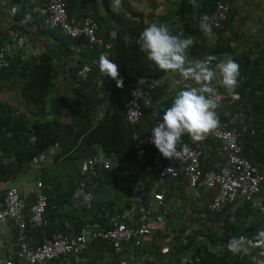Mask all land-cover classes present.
<instances>
[{
  "label": "built area",
  "instance_id": "2783aa9c",
  "mask_svg": "<svg viewBox=\"0 0 264 264\" xmlns=\"http://www.w3.org/2000/svg\"><path fill=\"white\" fill-rule=\"evenodd\" d=\"M46 10L50 28H60L71 38L84 37L91 46H107L99 34L97 20L92 16L70 15L67 0H46ZM230 12L229 0H217L210 16L212 26L223 29ZM25 42L26 39L14 32L4 38L0 45V70L11 66L15 54H21L23 59L26 57L21 53ZM202 60L215 68L223 59L210 54ZM90 71L91 66L86 64L78 75L86 77ZM191 86H196L194 81L185 80L175 72L139 79L130 88L125 103L128 123L133 127L140 123L144 101L153 121L159 123L163 110L170 106L177 92ZM212 86L218 104L224 98L232 102L241 99L239 93L232 96L218 81L212 82ZM161 87L164 93L154 99L153 91ZM216 112L219 124L206 135L209 140L193 141L185 134L176 146L181 153L176 158L164 157L151 142V133L134 132L135 159L108 153L100 145L93 146L92 152L88 150L78 161L75 188L68 200L60 201L59 206H50L48 190L53 186L41 178L61 151L59 143L50 145L32 161L38 173L33 203L27 201L11 178L0 183V224L15 229L16 253L20 260L27 264H90L91 256H85V251L93 242L104 240L114 249L104 256L105 264L197 263L202 256L193 250L178 252L180 247L190 245L189 236L194 230L201 227L208 230L214 225L224 227L228 222H235L242 203L264 216V173L259 172L244 153L243 132L252 123V117L244 108L236 111L228 121L217 109ZM104 114L105 111L100 112L99 117ZM251 133H255L254 128ZM212 150H219L220 155L213 167L204 170L202 161L213 159ZM68 155L72 156L70 153L65 156ZM115 178L123 197L115 202L107 196L105 202L113 201L114 206L104 205L100 214L103 221L96 220L90 214L95 208V192L100 185L112 188L108 180ZM49 224L52 232L42 233L38 242L30 239L29 227ZM0 233L5 235L7 229L1 228ZM206 239L205 235H198L193 247L204 248L201 242ZM236 239L241 241L238 253L250 258L246 264H264V230L251 236L242 234ZM228 242H215L216 251H223ZM13 255L4 252L0 242V264H15Z\"/></svg>",
  "mask_w": 264,
  "mask_h": 264
},
{
  "label": "trees",
  "instance_id": "16d2710c",
  "mask_svg": "<svg viewBox=\"0 0 264 264\" xmlns=\"http://www.w3.org/2000/svg\"><path fill=\"white\" fill-rule=\"evenodd\" d=\"M85 1L67 0L69 14L76 17H94L99 23V34L103 36L107 46H110H95L82 53L83 58L78 61L72 74L74 83L70 84L69 93L61 92L55 85L58 68L52 52H44L38 57V61H27L18 56L13 59L9 68L0 70V86L8 76L14 75L19 80L21 97L26 102L24 113L15 112L7 102H0V183L8 178L15 179L26 174L33 168L32 161L56 142L61 144L63 154L68 152L79 138H83V144L88 146V150L100 145L108 153L135 159L134 132L150 133L156 123L151 117V110L143 103L144 115L141 124L135 128L128 124L125 102L130 88L143 77L157 78L166 73L147 58L137 43L140 33L149 24L164 22L173 34L191 36L196 41L188 50L187 64L200 61L210 54L222 59L224 53L231 50L229 42L224 40L223 31H219V38L213 43L199 28L200 18L203 15L211 16L217 0H165V8L160 11L155 2L146 6L148 11H141L131 0H102L103 11L94 5V8L87 7L85 13L78 16L75 12L79 11ZM16 18L21 20L20 13ZM85 42L88 44L87 40ZM102 54L118 65L117 78L101 72L99 57ZM233 59L240 65L239 85L235 91L240 94L241 99L231 103H219L218 106L222 104L225 109L219 111L218 107L217 110L226 121L241 108L251 115L252 123L249 122L248 128L243 132L244 153L256 164L258 171L264 173V88L263 84L257 87L253 85L260 73L255 67L259 69L264 57L252 61L249 56L242 55ZM85 63L91 65V71L86 78H78V70ZM117 79L122 80V85L118 86ZM163 93L164 87H161L154 90L152 95L157 99ZM102 111H105L104 116L98 117ZM252 128L255 129L254 134L251 133ZM211 155L212 160L202 161L204 170L215 165L216 158L220 155L219 150H212ZM56 169L59 170V166ZM41 178L47 185L53 186L51 191L48 190L50 206H59L60 201L68 200L70 192L75 188V183H72L68 189L62 190V183L51 172H44ZM108 181L115 189L118 187L116 178ZM103 188L104 186L100 185L94 197L95 208L90 211L94 219L100 221H103L101 208L104 205L113 207L115 203L105 202L106 191ZM237 217L235 222H228L226 226L220 227L218 232L215 225L211 229L208 227V230L204 227L194 230L189 236L190 245L180 247L178 252L193 250L195 254L202 256L200 262L188 264L249 262V256L234 253L228 246H225L223 251H215V242L230 241L242 234L251 236L264 230V216L246 203L239 209ZM213 220L216 222L217 217ZM29 230L32 231V236H37L52 232L53 228L49 224ZM200 234L207 238L201 242L204 248L193 247ZM210 241L214 244L211 245ZM111 249L107 241L99 240L93 242L84 255L91 256L90 264H99V257L111 253ZM13 260L15 264H27L20 260L17 253L13 255Z\"/></svg>",
  "mask_w": 264,
  "mask_h": 264
},
{
  "label": "crops",
  "instance_id": "0c3cea01",
  "mask_svg": "<svg viewBox=\"0 0 264 264\" xmlns=\"http://www.w3.org/2000/svg\"><path fill=\"white\" fill-rule=\"evenodd\" d=\"M229 1L231 2V12L224 28L217 29L212 26V32L207 35L208 40L216 43L219 38V31H223L224 40L229 42L231 50L226 51L222 59L226 57L240 58L242 55H246L254 61L257 58L264 57V0ZM131 2L141 11H148L146 6L151 2H155L156 4H154L159 6V11L165 8V0H131ZM81 5L79 11L75 12L78 16L83 15L87 7L94 8V5L99 6L101 11H103L102 0H86ZM18 13H20V21L16 18ZM57 29L58 28L52 29L47 24L46 0H0V45L9 33L14 32L20 38L26 39V47L24 46L21 51L22 55L26 57L23 59L21 54H15L13 57L14 59L20 56L23 60L38 61V57L44 52H52L54 62L57 64L58 68L55 77V85L61 92L69 93L68 88L70 84L74 83L72 74L77 67L78 61L83 58L82 53H85L87 48L89 50L93 48L86 38L84 39L87 40L89 45L86 44L84 39L70 38L62 29ZM81 41L82 43H80ZM109 46L110 45L107 47ZM255 70H259L260 73H258V77L255 76L256 82H254L253 85L257 87L263 84L264 88V61L261 63L259 69L255 67ZM86 77H80L78 75V78ZM18 86L19 80L16 79L14 75L8 76L0 86V102H7L12 106L15 112L24 113L26 112V102L24 98L21 97ZM231 102L232 101H228L226 103ZM218 107L219 111L225 109L222 104ZM254 117L257 118L255 114ZM190 138L189 140H191ZM68 162L69 161L60 160L45 171V173H54L55 176L58 177L57 179L62 183V190L68 189V186L73 183L76 174L71 166H67L66 163ZM58 166L59 170L56 169ZM37 177V170L33 166L26 174L13 180V182L19 186L21 193L26 197L29 203L35 201ZM105 191L106 197L110 195L115 202L120 201L123 197L121 189L106 188ZM243 204L244 203H242V206ZM1 228L7 229L5 235L0 233L1 245L3 246L4 252L11 256L15 254L18 249L15 229L4 223L0 224V230ZM215 229L219 231L220 227L215 226ZM29 234H33L31 230ZM39 237L40 235L36 236L34 234L30 239L38 242Z\"/></svg>",
  "mask_w": 264,
  "mask_h": 264
},
{
  "label": "clouds",
  "instance_id": "9594fccd",
  "mask_svg": "<svg viewBox=\"0 0 264 264\" xmlns=\"http://www.w3.org/2000/svg\"><path fill=\"white\" fill-rule=\"evenodd\" d=\"M210 21L211 18L208 15H203L200 18L199 28L205 35L212 32ZM137 43L140 50L143 51L147 58L150 61H153L159 69L164 70L165 72L178 73L185 80H192L195 82L196 86L186 87L177 92L170 106L163 110V114L159 118L160 122L155 124L150 130L151 142L159 152L164 157L176 158L181 155V153L177 151L176 146L185 134L190 136L193 141H202L210 131L217 128L219 124L216 112V109L218 108V98L215 96V89L212 86V82L218 81L229 94L232 96L237 95L235 89L239 85L240 65L238 61L232 57H226L221 60L215 68L210 67L206 60H200L194 64L189 62L186 66L188 50L196 43V41H194L191 36L173 34L168 25L164 22H153L145 27L140 33ZM99 66L102 73H105L112 78L118 77V65L107 56L102 54L99 57ZM117 84L118 86L122 85V80L117 79ZM143 103L146 102L144 101ZM140 124L141 121L138 125ZM80 141L81 144L79 146L78 144ZM186 150L187 149L185 148V151ZM87 151L88 146L83 144V138H79L73 147L64 154L61 146V151L59 152V156L56 158L55 163L60 160L69 161L66 163L67 166H71L74 173H76L73 184L79 174L78 161L87 153ZM68 153L72 154V156H65ZM73 153L78 154L73 157ZM50 167L46 168L44 172ZM112 188L115 189L113 186ZM103 189L106 190L105 187ZM29 228L28 234L30 231ZM29 235L32 237V234ZM240 246L241 241L236 238H232L228 242L229 250L234 253L241 250ZM105 256H107V254ZM103 259L104 256L102 255L101 258H99V264H105Z\"/></svg>",
  "mask_w": 264,
  "mask_h": 264
},
{
  "label": "water",
  "instance_id": "95a60500",
  "mask_svg": "<svg viewBox=\"0 0 264 264\" xmlns=\"http://www.w3.org/2000/svg\"><path fill=\"white\" fill-rule=\"evenodd\" d=\"M228 101H229L228 98H224V99H223V102H228Z\"/></svg>",
  "mask_w": 264,
  "mask_h": 264
}]
</instances>
